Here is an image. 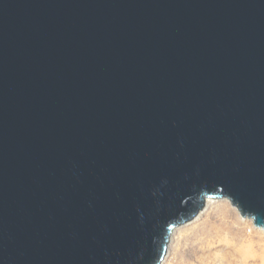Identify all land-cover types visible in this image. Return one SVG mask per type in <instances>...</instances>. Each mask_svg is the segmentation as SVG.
Segmentation results:
<instances>
[{
	"label": "water",
	"instance_id": "water-1",
	"mask_svg": "<svg viewBox=\"0 0 264 264\" xmlns=\"http://www.w3.org/2000/svg\"><path fill=\"white\" fill-rule=\"evenodd\" d=\"M222 197L264 227V0H0V264H160Z\"/></svg>",
	"mask_w": 264,
	"mask_h": 264
},
{
	"label": "rangeland",
	"instance_id": "rangeland-1",
	"mask_svg": "<svg viewBox=\"0 0 264 264\" xmlns=\"http://www.w3.org/2000/svg\"><path fill=\"white\" fill-rule=\"evenodd\" d=\"M172 234L163 264H264V229L242 217L226 197L212 199Z\"/></svg>",
	"mask_w": 264,
	"mask_h": 264
},
{
	"label": "bare ground",
	"instance_id": "bare-ground-1",
	"mask_svg": "<svg viewBox=\"0 0 264 264\" xmlns=\"http://www.w3.org/2000/svg\"><path fill=\"white\" fill-rule=\"evenodd\" d=\"M212 199H214V198H207L206 200H205V207H207L208 206V204H210L211 202H212ZM205 207H203V209H205ZM203 209H201L200 211H199V213H198V216L202 213V211H203ZM197 217V216H196ZM250 219V218H249ZM186 223V222H185ZM264 229V227H260V230H263ZM174 234V233H173ZM173 234L170 236V239H172L173 238ZM165 256V255H164ZM165 260H166V256L163 258V260L160 262V264H163L164 262H165Z\"/></svg>",
	"mask_w": 264,
	"mask_h": 264
}]
</instances>
